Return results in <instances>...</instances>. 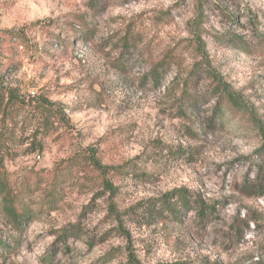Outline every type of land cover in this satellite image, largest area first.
<instances>
[{"label":"rangeland","instance_id":"1","mask_svg":"<svg viewBox=\"0 0 264 264\" xmlns=\"http://www.w3.org/2000/svg\"><path fill=\"white\" fill-rule=\"evenodd\" d=\"M0 264H264V0H0Z\"/></svg>","mask_w":264,"mask_h":264},{"label":"trees","instance_id":"2","mask_svg":"<svg viewBox=\"0 0 264 264\" xmlns=\"http://www.w3.org/2000/svg\"><path fill=\"white\" fill-rule=\"evenodd\" d=\"M152 77L156 81L159 78L157 76L156 77L152 76ZM219 89H220V86H219ZM222 92H223V98H221V100H227L236 105L239 104V100L235 98L233 95H231L229 92L225 91V89H223ZM155 204L158 205L157 210H155ZM199 206L200 208L197 209V215L200 218H203L206 215H209L212 213L211 209L208 210L204 204H201L199 202ZM189 207H190V203L188 201L187 196L185 195L183 191L179 190V191H175L172 194L165 195L158 202L152 204L151 206L149 205L148 210H147V216L152 219L153 218L156 219V218H159L164 212H167L171 214L173 217H175L179 213L177 208L181 210H185V209H188ZM7 214L12 220L18 221L17 215L12 207L9 208ZM76 229H77L76 225L68 226L67 228L64 229L62 236H59L58 239L60 240L61 238L62 239L61 241L65 242L69 237L70 238L78 237L79 235L77 234Z\"/></svg>","mask_w":264,"mask_h":264}]
</instances>
